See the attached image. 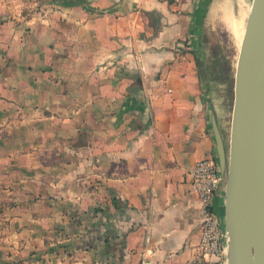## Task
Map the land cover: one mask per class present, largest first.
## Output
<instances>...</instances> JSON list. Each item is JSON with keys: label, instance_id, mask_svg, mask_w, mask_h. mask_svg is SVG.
<instances>
[{"label": "crops", "instance_id": "1", "mask_svg": "<svg viewBox=\"0 0 264 264\" xmlns=\"http://www.w3.org/2000/svg\"><path fill=\"white\" fill-rule=\"evenodd\" d=\"M210 5L0 0V264H208L189 173L215 149Z\"/></svg>", "mask_w": 264, "mask_h": 264}, {"label": "water", "instance_id": "2", "mask_svg": "<svg viewBox=\"0 0 264 264\" xmlns=\"http://www.w3.org/2000/svg\"><path fill=\"white\" fill-rule=\"evenodd\" d=\"M249 3L226 141L211 120L225 264H264V0Z\"/></svg>", "mask_w": 264, "mask_h": 264}, {"label": "rangeland", "instance_id": "3", "mask_svg": "<svg viewBox=\"0 0 264 264\" xmlns=\"http://www.w3.org/2000/svg\"><path fill=\"white\" fill-rule=\"evenodd\" d=\"M208 1L211 4L208 15H201L202 28L198 35V44L194 47L198 62L196 70L202 88L214 104L218 127L226 141L228 139L233 100V77L238 52L229 31H227L226 12L227 10L229 13L233 11L237 0Z\"/></svg>", "mask_w": 264, "mask_h": 264}, {"label": "built area", "instance_id": "4", "mask_svg": "<svg viewBox=\"0 0 264 264\" xmlns=\"http://www.w3.org/2000/svg\"><path fill=\"white\" fill-rule=\"evenodd\" d=\"M178 6L185 0H155ZM190 190L203 206L200 222L198 254L208 264H225L223 234L217 214L212 210V200L220 186V175L215 157L209 156L196 162L190 173Z\"/></svg>", "mask_w": 264, "mask_h": 264}, {"label": "bare ground", "instance_id": "5", "mask_svg": "<svg viewBox=\"0 0 264 264\" xmlns=\"http://www.w3.org/2000/svg\"><path fill=\"white\" fill-rule=\"evenodd\" d=\"M225 4L226 3H224V5ZM249 4V0H237L233 11L229 13L227 10L226 12V25L228 28L227 31H229L236 49H238L244 33V25L249 11Z\"/></svg>", "mask_w": 264, "mask_h": 264}, {"label": "trees", "instance_id": "6", "mask_svg": "<svg viewBox=\"0 0 264 264\" xmlns=\"http://www.w3.org/2000/svg\"><path fill=\"white\" fill-rule=\"evenodd\" d=\"M196 64L198 65V62L196 61ZM113 203H115V201H113Z\"/></svg>", "mask_w": 264, "mask_h": 264}]
</instances>
